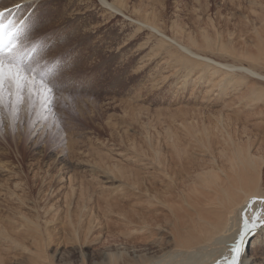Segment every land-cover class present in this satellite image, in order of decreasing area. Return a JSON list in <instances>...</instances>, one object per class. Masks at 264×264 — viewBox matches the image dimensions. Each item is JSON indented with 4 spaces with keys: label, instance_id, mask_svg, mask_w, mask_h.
Masks as SVG:
<instances>
[{
    "label": "rangeland",
    "instance_id": "rangeland-1",
    "mask_svg": "<svg viewBox=\"0 0 264 264\" xmlns=\"http://www.w3.org/2000/svg\"><path fill=\"white\" fill-rule=\"evenodd\" d=\"M37 1L16 15L41 13L29 16V46L40 41L39 59L60 61V87L55 116H38L37 104L31 129L27 104L15 134L0 109V264H144L172 246L169 213L148 212V181L161 192L162 166L176 177L213 146L246 145L264 183V80L185 70L180 61L198 60L163 37L264 75V0H106L121 13L100 0ZM191 131L210 137L203 149Z\"/></svg>",
    "mask_w": 264,
    "mask_h": 264
},
{
    "label": "bare ground",
    "instance_id": "bare-ground-1",
    "mask_svg": "<svg viewBox=\"0 0 264 264\" xmlns=\"http://www.w3.org/2000/svg\"><path fill=\"white\" fill-rule=\"evenodd\" d=\"M33 1L35 0H13L7 7H13L16 4L25 5ZM100 1L110 10H113V12L121 13L120 9L113 3L107 2L106 0ZM40 14L41 13H36L34 11L31 12L29 16L37 18ZM18 18L21 17L19 16ZM32 18H29V21H31ZM141 24L159 32L161 36L164 35L158 28L149 23L141 22ZM33 27L36 26L34 25ZM163 37L177 45L181 51L188 54L187 56L198 60L196 64L188 63L184 60L180 61L179 63L183 66L181 67L185 68V70H192L196 69V67H200L207 76H211L213 73L218 72V79L220 81L230 76L229 72L232 70H237L238 72H245L247 75L254 78L264 80V75H261L251 68L218 62L210 57L193 51L190 49L189 45L177 42L166 35ZM252 58L253 60L257 59L259 61V57L257 56ZM200 60L201 62H199ZM210 78L214 77L211 76ZM238 80L243 81L242 79ZM206 82H210L208 77L205 80V84ZM208 88H210V86ZM193 134L195 133L188 135L199 144H201L204 138H210L209 136L198 135L197 133V135ZM227 136L229 135H226L224 138L228 140ZM178 138H180V136L167 134L165 140L167 139L174 142L176 141L175 139ZM220 138L222 139V137ZM193 140L192 142H194ZM228 141H231V139ZM222 144L224 143L222 142ZM232 144L230 149H218L214 146L210 147V149H204L201 153L208 155V158L204 160L196 159L194 166L193 164H187V166L182 163L183 166L179 168L177 172L178 176L175 175L176 177H172L171 174L169 175L162 164V169H160V171L167 177L166 179H168V182L171 184L167 182L166 184H168L169 187H166L165 184V188L160 189L161 192L157 191V193H155L158 189L155 188L157 184L154 185V182H152L153 180L151 181L150 179L153 175L151 176L149 174L151 177L147 178V181L148 179H150V181H148L149 183L146 189L147 199L145 198V202L148 204V212L149 214H153V210L156 209L155 211L162 210L167 214L169 213V216H171V219H169L171 221V228L169 231L166 230L167 232L163 228V231L167 233V237L168 234L171 235L166 241H171L172 246L160 250L159 253H156V250L155 254H149V257H145L144 264H170V262L180 264L181 261L189 262L190 260L188 257L193 258L196 256L198 259L196 257L191 264H217V262H219V264H225V257L229 255V250L226 245L230 243L237 234L242 217H251L254 213H259L261 216H264V202L261 200V198H264V183L261 182L263 181V176L260 174L261 163L256 162L254 153H250L251 151L246 148V145L243 147L245 148L244 150L237 146L239 143H236L235 140L232 141ZM204 145L201 144V148ZM153 147L152 153L153 156H156V150ZM174 148H176V145ZM153 163V159L148 161L150 166L153 165ZM156 178L158 177L156 176ZM137 188L138 187H136V189ZM261 235H264V228L259 230L257 237L253 240L245 255L242 257L243 264H264V243H261ZM257 258H262V261L256 260Z\"/></svg>",
    "mask_w": 264,
    "mask_h": 264
},
{
    "label": "snow or ice",
    "instance_id": "snow-or-ice-1",
    "mask_svg": "<svg viewBox=\"0 0 264 264\" xmlns=\"http://www.w3.org/2000/svg\"><path fill=\"white\" fill-rule=\"evenodd\" d=\"M21 7V4H16L10 8H0V109H3L8 128L13 134L21 124V111L26 104L29 129L34 123L31 115L37 104L38 116L41 111L51 112L55 116V89L60 87L57 80L60 61H41L39 52L45 46L40 41L29 46L32 26L29 16L17 17L16 13ZM3 131L4 120L0 118V134ZM261 200L264 202V198ZM262 228L264 216L259 213L242 217L237 234L226 245L229 255L225 257V264H243L242 257ZM261 243H264V235H261Z\"/></svg>",
    "mask_w": 264,
    "mask_h": 264
}]
</instances>
